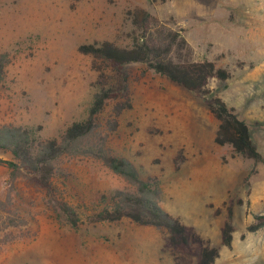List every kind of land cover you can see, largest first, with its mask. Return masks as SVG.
I'll use <instances>...</instances> for the list:
<instances>
[{
	"label": "rangeland",
	"instance_id": "1",
	"mask_svg": "<svg viewBox=\"0 0 264 264\" xmlns=\"http://www.w3.org/2000/svg\"><path fill=\"white\" fill-rule=\"evenodd\" d=\"M137 9L156 19L149 35L156 43L177 32L191 59L212 61L230 77L210 80L201 96L142 63L124 65L131 107L115 117L114 101H107L81 146L105 148L142 178H156L158 206L216 249L213 264H264V227L245 231L254 215H264V163L217 146V122L205 105L215 96L233 108L264 159V0H0V54L7 58L0 127L57 138L86 118L99 87L121 92L120 76L78 48L130 46ZM0 160L20 166L8 151L0 150ZM20 171L24 177L10 182V170L0 165V264H176L153 227L88 222L102 196L128 188L99 161L61 156L49 190ZM61 203L76 213V228ZM230 203L234 232L224 247L220 229Z\"/></svg>",
	"mask_w": 264,
	"mask_h": 264
},
{
	"label": "trees",
	"instance_id": "2",
	"mask_svg": "<svg viewBox=\"0 0 264 264\" xmlns=\"http://www.w3.org/2000/svg\"><path fill=\"white\" fill-rule=\"evenodd\" d=\"M131 21L136 28L137 37L133 38L130 46L118 47L104 41L98 45L90 44L78 48L81 54L106 62L120 76L123 83L121 92L99 87L93 95L86 118L71 123L57 138L43 140L32 129L1 126L0 150L8 151L20 166L1 160L0 165H6L10 170V182L17 177H24L20 171L22 168L39 187L49 190L53 171L61 156L74 153L91 157L123 179L128 188L115 189L102 196L98 209L87 218L89 223H117L125 219L138 226L153 227L163 237V250L169 253L176 264H213L217 256L216 249L208 246L192 227L185 226L158 206L160 187L156 178H142L131 163L112 155L105 148L81 146V141L96 129L97 116L107 101H114L115 117L131 107L125 84L126 76L121 72L124 65L142 63L177 87L201 96L209 94L207 84L210 80L223 82L230 77L225 68L217 67L212 61L191 59L189 46L177 32L168 31L164 44L156 43L149 37L156 19L146 11L135 10ZM6 63V56L0 54V81L3 79ZM205 105L217 122L213 138L217 146H228L242 158L254 163H264L262 155L250 139L247 125L236 116L233 108L215 96L205 100ZM231 208L230 203L226 208L227 220L220 229V243L224 247L230 246L234 232V227L229 222ZM59 209L66 223L71 228H76L78 220L74 210L65 203H61ZM263 227L264 215H254L245 231L255 233Z\"/></svg>",
	"mask_w": 264,
	"mask_h": 264
}]
</instances>
